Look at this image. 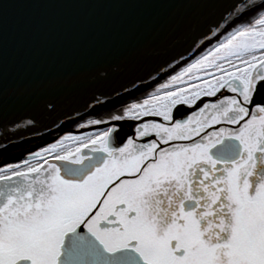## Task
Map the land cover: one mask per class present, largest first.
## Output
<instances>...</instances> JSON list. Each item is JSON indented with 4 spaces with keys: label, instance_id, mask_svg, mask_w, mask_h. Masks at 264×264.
<instances>
[{
    "label": "snow or ice",
    "instance_id": "6c2138e0",
    "mask_svg": "<svg viewBox=\"0 0 264 264\" xmlns=\"http://www.w3.org/2000/svg\"><path fill=\"white\" fill-rule=\"evenodd\" d=\"M214 2L104 130L0 163V264H264V0Z\"/></svg>",
    "mask_w": 264,
    "mask_h": 264
},
{
    "label": "water",
    "instance_id": "95a60500",
    "mask_svg": "<svg viewBox=\"0 0 264 264\" xmlns=\"http://www.w3.org/2000/svg\"><path fill=\"white\" fill-rule=\"evenodd\" d=\"M222 11L214 0H0V150L18 146L0 163L27 158L82 127L72 118L101 98L166 71ZM23 140L33 142L15 145Z\"/></svg>",
    "mask_w": 264,
    "mask_h": 264
},
{
    "label": "bare ground",
    "instance_id": "6f19581e",
    "mask_svg": "<svg viewBox=\"0 0 264 264\" xmlns=\"http://www.w3.org/2000/svg\"><path fill=\"white\" fill-rule=\"evenodd\" d=\"M143 89L144 88L134 87L131 92L127 91L126 92L127 94H125V92H122V93L118 94L117 96H115L113 98L107 99L106 101H104L105 97H103V98H101L102 99L101 104L98 107H96L94 110L86 112V113H84L82 115L76 116V117H74L72 119L79 125L88 124L87 123L88 120L100 118V117L104 116V114L108 115V113L113 111L115 108L120 107L121 105L125 104L126 102H129L130 100H132L135 97L136 93L141 92ZM133 91H135L136 93H132ZM81 117H82V119H78V118H81ZM63 125H65V123ZM53 129H56V128H53ZM49 131H51V130H49ZM38 136H40V135H35L32 139H34V138H36ZM22 137H24V136H22ZM28 141H30V140H28ZM28 141L27 140L26 141L23 140V141H21L19 143L17 142L15 145L19 144V146H20V145H22V144H24V143H26ZM16 147H18V146H15V147L13 146L10 149H9V147L1 149L0 150V155L6 153V152H8V151H10V150H12V149H14Z\"/></svg>",
    "mask_w": 264,
    "mask_h": 264
},
{
    "label": "rangeland",
    "instance_id": "374dc122",
    "mask_svg": "<svg viewBox=\"0 0 264 264\" xmlns=\"http://www.w3.org/2000/svg\"><path fill=\"white\" fill-rule=\"evenodd\" d=\"M144 90L145 89H143L142 91L144 92ZM138 92V93H136L135 94V97H138V96H140L143 92ZM134 97V98H135ZM133 100V99H132ZM132 100H130L129 102H131ZM103 117V119L105 120V121H107L108 119H109V116L108 115H106V114H104V116H102ZM80 126H82V127H78V128H74V129H70L68 132H64L63 133V131H62V133L60 132V133H58L57 135H59V137H61V136H63L64 134H66V133H69V132H71L72 134H90V132L91 131H95V130H97V131H102V130H104V125L103 124H101V125H97V126H92V125H88V124H81ZM123 126H124V128H122V129H124V131H122V135H124V134H127L129 131H130V128H131V123H125V124H123ZM122 126V127H123ZM53 137V136H52ZM29 154V153H28ZM27 154V155H28Z\"/></svg>",
    "mask_w": 264,
    "mask_h": 264
},
{
    "label": "flooded vegetation",
    "instance_id": "af4514ba",
    "mask_svg": "<svg viewBox=\"0 0 264 264\" xmlns=\"http://www.w3.org/2000/svg\"><path fill=\"white\" fill-rule=\"evenodd\" d=\"M123 127H124V126H123ZM96 131H97V130H95V131H91L90 134L93 133V132H96ZM128 133H130V131H129ZM47 136H48V135H46V137H47ZM46 137H45V138H46ZM43 139H44V138H43ZM32 142H33V141H32ZM32 142H30V143H32ZM30 143L28 142L27 144H30ZM30 145H31V144H30ZM38 149H39V148H38ZM38 149H37V150H38ZM35 151H36V150H35ZM35 151H33V152H35ZM24 159H25V158H24ZM21 161H22V160H21ZM18 162H20V161H18ZM15 163H17V162H15Z\"/></svg>",
    "mask_w": 264,
    "mask_h": 264
}]
</instances>
